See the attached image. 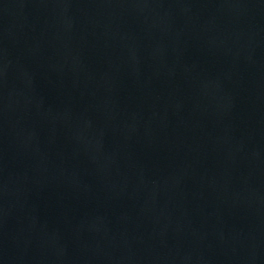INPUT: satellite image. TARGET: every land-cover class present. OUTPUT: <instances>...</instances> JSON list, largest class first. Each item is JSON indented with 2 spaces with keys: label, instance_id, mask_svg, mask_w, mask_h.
<instances>
[{
  "label": "water",
  "instance_id": "95a60500",
  "mask_svg": "<svg viewBox=\"0 0 264 264\" xmlns=\"http://www.w3.org/2000/svg\"><path fill=\"white\" fill-rule=\"evenodd\" d=\"M0 264H264V0H0Z\"/></svg>",
  "mask_w": 264,
  "mask_h": 264
}]
</instances>
